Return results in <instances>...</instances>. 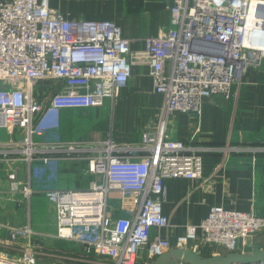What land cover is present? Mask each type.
I'll return each instance as SVG.
<instances>
[{"label":"built area","instance_id":"1","mask_svg":"<svg viewBox=\"0 0 264 264\" xmlns=\"http://www.w3.org/2000/svg\"><path fill=\"white\" fill-rule=\"evenodd\" d=\"M169 1L167 28L132 51L113 22L66 19L48 0H0V129L22 136L0 142V202L21 205L37 191L31 171L24 180L3 162H26L30 169L36 162L83 158L94 177L86 189L40 193L54 207L56 235L111 264H154L171 248L234 252L241 239L264 237V217L222 205L211 206L200 224L188 225L174 240L161 235L168 226L161 210L166 178H201L208 152H264V145L195 147L166 135L171 114L199 117L205 100L237 99L234 86L247 72L264 71V0ZM140 64L149 66L154 92L164 101L156 125L138 145L40 138L37 115L112 108L117 90ZM45 78L63 82L64 89L44 107L33 91ZM33 234L29 224L0 221V264H37Z\"/></svg>","mask_w":264,"mask_h":264},{"label":"crops","instance_id":"2","mask_svg":"<svg viewBox=\"0 0 264 264\" xmlns=\"http://www.w3.org/2000/svg\"><path fill=\"white\" fill-rule=\"evenodd\" d=\"M169 0H48L51 9L69 20L110 21L121 28L123 37L130 40V49L143 47L142 40L157 36L169 24ZM147 64L132 68L128 82L117 90L112 108L95 106L68 108L46 118L37 115L34 124L40 138L63 142H103L110 138L115 145H138L141 134L154 128L164 98L154 92ZM63 82L45 78L34 88V96L47 106L51 96L63 88ZM64 89V88H63ZM237 99L225 100L214 96L202 104L199 117L176 112L167 121L166 135L195 147L263 146L264 145V71L249 70L240 84L234 86ZM21 133L0 129V142L16 141ZM201 178H166V195L162 213L168 226L162 236L171 239L183 234L188 225H198L213 205H222L264 217V152H208L203 155ZM82 158L60 159L54 164L36 162H3V167L16 169L26 180L32 172V184L37 190L32 197L38 206L48 203V210L32 212V197L15 202H0V221L14 226L29 224L34 234L37 264H111V260L86 254L76 242L56 235L54 207L42 196L43 188L63 190L86 189L94 177L87 173ZM42 200V201H41ZM117 202V201H116ZM36 206V207H38ZM256 243H263L262 234L240 240L237 253L251 254ZM215 254L214 255V251ZM17 251V250H16ZM19 253V252H17ZM224 247H204L202 257L225 256ZM146 259L144 249L139 251ZM167 264H182L171 260Z\"/></svg>","mask_w":264,"mask_h":264},{"label":"water","instance_id":"3","mask_svg":"<svg viewBox=\"0 0 264 264\" xmlns=\"http://www.w3.org/2000/svg\"><path fill=\"white\" fill-rule=\"evenodd\" d=\"M264 259L263 243H256L251 254L230 252L225 256L202 257L188 250L171 248L159 256L154 264H167L171 260H178L182 264H232L245 262H258Z\"/></svg>","mask_w":264,"mask_h":264},{"label":"rangeland","instance_id":"4","mask_svg":"<svg viewBox=\"0 0 264 264\" xmlns=\"http://www.w3.org/2000/svg\"><path fill=\"white\" fill-rule=\"evenodd\" d=\"M35 200L36 199L34 197H32V202H31L32 212L35 211V210H42V211L43 210H48L49 207H48V203L46 201H42L41 200L42 201L41 202L42 205L38 206ZM36 206H38V207H36ZM34 208H35V210H34Z\"/></svg>","mask_w":264,"mask_h":264}]
</instances>
